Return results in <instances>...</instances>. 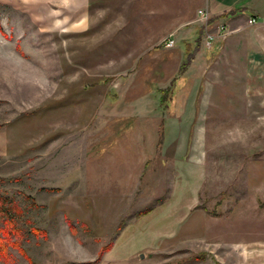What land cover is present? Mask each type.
<instances>
[{
	"label": "rangeland",
	"instance_id": "rangeland-1",
	"mask_svg": "<svg viewBox=\"0 0 264 264\" xmlns=\"http://www.w3.org/2000/svg\"><path fill=\"white\" fill-rule=\"evenodd\" d=\"M199 1L0 0V195L32 264H264L253 25Z\"/></svg>",
	"mask_w": 264,
	"mask_h": 264
},
{
	"label": "crops",
	"instance_id": "crops-1",
	"mask_svg": "<svg viewBox=\"0 0 264 264\" xmlns=\"http://www.w3.org/2000/svg\"><path fill=\"white\" fill-rule=\"evenodd\" d=\"M198 4L205 8L213 19L229 20L238 27L246 16L245 23L251 19L255 21L250 24L253 25V37L248 41L245 92L248 97L264 96V0H200ZM59 21L61 22H57Z\"/></svg>",
	"mask_w": 264,
	"mask_h": 264
},
{
	"label": "trees",
	"instance_id": "trees-1",
	"mask_svg": "<svg viewBox=\"0 0 264 264\" xmlns=\"http://www.w3.org/2000/svg\"><path fill=\"white\" fill-rule=\"evenodd\" d=\"M186 69L187 61H184L181 66V70L186 71ZM174 84L175 81H172V86ZM170 92L171 86L165 90H158L157 93L161 106H166V97L170 94ZM20 214L21 210L13 199L0 195V262H12V257L9 253V248H12L17 250L19 254L24 257L26 261H28V264H32L30 259L27 257L25 250H23L20 246L22 234L16 223V216H19ZM109 248V245L104 246L101 250V254ZM194 259L198 260L197 257H194Z\"/></svg>",
	"mask_w": 264,
	"mask_h": 264
},
{
	"label": "built area",
	"instance_id": "built-area-1",
	"mask_svg": "<svg viewBox=\"0 0 264 264\" xmlns=\"http://www.w3.org/2000/svg\"><path fill=\"white\" fill-rule=\"evenodd\" d=\"M197 15H198V17H199L201 20H203V21H206V20H208V18H209V14H208V12L205 11V10H199V11L197 12ZM248 23H249V24H254L255 21L251 19V20L248 21ZM221 28H222V27H221ZM173 45H174V41H173V40H167L166 47H173Z\"/></svg>",
	"mask_w": 264,
	"mask_h": 264
}]
</instances>
